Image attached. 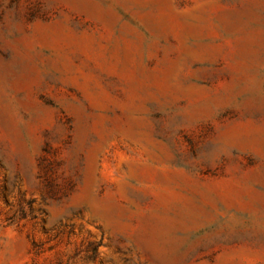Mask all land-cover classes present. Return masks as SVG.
<instances>
[{
	"label": "rangeland",
	"instance_id": "374dc122",
	"mask_svg": "<svg viewBox=\"0 0 264 264\" xmlns=\"http://www.w3.org/2000/svg\"><path fill=\"white\" fill-rule=\"evenodd\" d=\"M0 264H264V0H0Z\"/></svg>",
	"mask_w": 264,
	"mask_h": 264
}]
</instances>
